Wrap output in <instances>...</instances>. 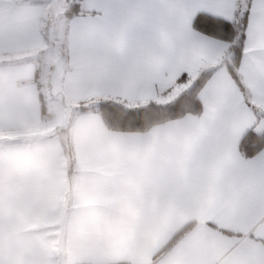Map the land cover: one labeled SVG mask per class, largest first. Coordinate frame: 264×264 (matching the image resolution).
Here are the masks:
<instances>
[{"label": "crops", "instance_id": "obj_1", "mask_svg": "<svg viewBox=\"0 0 264 264\" xmlns=\"http://www.w3.org/2000/svg\"><path fill=\"white\" fill-rule=\"evenodd\" d=\"M240 1L82 0L56 42L42 0H0V264H264V148L238 149L264 131V0L237 66L249 101L220 64L228 44L191 25ZM210 67L201 112L147 131L73 107L166 103Z\"/></svg>", "mask_w": 264, "mask_h": 264}, {"label": "trees", "instance_id": "obj_2", "mask_svg": "<svg viewBox=\"0 0 264 264\" xmlns=\"http://www.w3.org/2000/svg\"><path fill=\"white\" fill-rule=\"evenodd\" d=\"M248 6L249 0L241 2V4L238 3L232 19L229 20L199 12L194 16L191 23L192 27L199 32L223 40L228 44L220 64L224 65L230 77L241 93L246 97L245 99H247V101H249V96L237 72V66L242 53ZM84 13H86V11L82 8V0H70L67 7L64 9L63 15L67 18H71L75 15H82ZM46 22L48 26L50 23L49 19ZM43 37L45 40L48 39L47 28L43 32ZM212 70L213 67L201 70L185 90L166 103L161 104L154 100H148L143 103L130 105L124 101L103 100L86 106L81 104L79 109L81 111L95 112L104 126L112 131H147L156 124L176 119L186 114L198 115L202 109L198 92L211 75ZM38 77L39 70L37 69L35 70L34 78L37 79ZM178 79L179 81L185 80L186 75H182ZM40 107L41 111L45 108L42 96L40 97ZM251 107L256 116L262 113L255 105L251 104ZM262 148H264V131L255 132L252 129L243 134L238 145L239 152L244 158L254 155ZM67 153L69 156V148H67ZM69 163L72 165V159H70ZM181 232L173 237L167 246L170 245Z\"/></svg>", "mask_w": 264, "mask_h": 264}, {"label": "rangeland", "instance_id": "obj_3", "mask_svg": "<svg viewBox=\"0 0 264 264\" xmlns=\"http://www.w3.org/2000/svg\"><path fill=\"white\" fill-rule=\"evenodd\" d=\"M42 1L44 2L43 4L45 5V8L47 7V10L50 7V10L47 11V15L52 17V21L54 22V25H55V27L53 26V28L51 29L49 36L52 41L59 42L60 40H62V37H63V32L61 29L62 22L64 20L63 12H64V9L67 7V4L70 0H42ZM51 4L53 6H51ZM192 81L193 79L189 81L188 85ZM187 86L184 87V89L183 87H179V88L172 87L168 92L170 93V96H175V94H179L183 90H185ZM179 90H182V91H179ZM73 107H79V105L77 103H74Z\"/></svg>", "mask_w": 264, "mask_h": 264}, {"label": "water", "instance_id": "obj_4", "mask_svg": "<svg viewBox=\"0 0 264 264\" xmlns=\"http://www.w3.org/2000/svg\"><path fill=\"white\" fill-rule=\"evenodd\" d=\"M62 143H63L64 147H66V143H65V138L64 137L62 138Z\"/></svg>", "mask_w": 264, "mask_h": 264}]
</instances>
